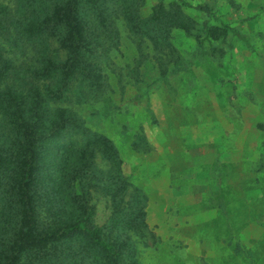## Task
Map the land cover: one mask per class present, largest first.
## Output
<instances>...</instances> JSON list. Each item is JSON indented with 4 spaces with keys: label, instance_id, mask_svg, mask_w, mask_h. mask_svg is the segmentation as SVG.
Here are the masks:
<instances>
[{
    "label": "rangeland",
    "instance_id": "rangeland-1",
    "mask_svg": "<svg viewBox=\"0 0 264 264\" xmlns=\"http://www.w3.org/2000/svg\"><path fill=\"white\" fill-rule=\"evenodd\" d=\"M159 1L105 0L107 25L92 31L97 85L60 104L114 147L89 153L107 182L88 186L95 221L116 227L134 264H264V0H186L198 27L157 43L128 11L147 17ZM205 21L232 32L209 37ZM3 43L38 66V44Z\"/></svg>",
    "mask_w": 264,
    "mask_h": 264
},
{
    "label": "trees",
    "instance_id": "trees-1",
    "mask_svg": "<svg viewBox=\"0 0 264 264\" xmlns=\"http://www.w3.org/2000/svg\"><path fill=\"white\" fill-rule=\"evenodd\" d=\"M191 7L160 0L147 17L130 7L128 19L158 43L175 28L198 27ZM108 8L105 0H0V264L135 262L111 237L116 227L99 226L89 204L88 186L107 184L89 166V153L95 143L111 152L113 144L60 106L84 101L88 84L97 85L92 31L107 25ZM194 8L211 12L207 4ZM202 24L212 38L232 32ZM3 41L22 52L38 44V66L25 69Z\"/></svg>",
    "mask_w": 264,
    "mask_h": 264
}]
</instances>
